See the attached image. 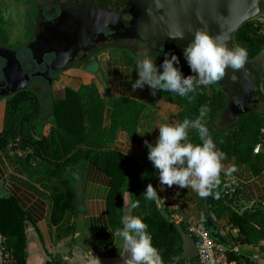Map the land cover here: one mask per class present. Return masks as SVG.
<instances>
[{"label": "trees", "instance_id": "1", "mask_svg": "<svg viewBox=\"0 0 264 264\" xmlns=\"http://www.w3.org/2000/svg\"><path fill=\"white\" fill-rule=\"evenodd\" d=\"M236 46L245 47L248 53L246 60L255 62L264 50V21L253 19L242 25L236 34ZM182 48L176 46L165 53H175L179 57V67L188 75L190 69ZM219 84L217 81L208 86L212 89L213 85ZM158 93L177 107V122L184 118L194 119L204 106L207 109L204 123L219 149L225 153V158L234 157L247 162L255 175L262 171L264 109H250L236 123H229L222 117L228 104V96L223 89L208 91L207 86H201L190 94L191 101L167 91L158 90ZM7 108V122L0 133V150L7 152L10 147L13 152L21 151L18 160L24 172L39 175L37 181L48 191L51 199L49 221L56 227L58 238L63 234L69 236L76 230L74 224H66L68 217L77 218L79 213L74 174L77 167L88 162L110 177L105 206L112 231L122 227L121 218L125 215L123 196L129 194L131 202L139 201V207L131 209V215L143 218L164 264H174L179 259L183 243L177 226L187 229L165 216L156 200L147 201L141 195L152 178L158 177L157 170L152 163L137 161L110 147L120 130L136 138L138 122L145 110L143 103L128 97L108 100L101 94L98 83L91 80L81 84L78 90L66 87L61 95L53 97L52 122L41 119L42 103L37 95L18 94L9 99ZM46 124H50V128L45 134ZM189 138L194 143L200 142L195 130H189ZM259 143H263V147L255 154L254 149ZM35 163L39 165L37 170ZM218 179L219 183L212 189L213 194L207 196L211 214L221 217L230 211V223L248 236L247 223L251 215L247 212L240 215L228 207L230 198L224 187L226 177L221 174ZM26 220L27 213L15 195L0 196L2 249L11 251L16 264L26 263ZM203 221L206 223L205 219ZM261 238H264V233L258 237ZM248 241L252 240H241L243 243ZM236 258L231 254L228 260ZM47 264L58 263L51 260Z\"/></svg>", "mask_w": 264, "mask_h": 264}, {"label": "crops", "instance_id": "2", "mask_svg": "<svg viewBox=\"0 0 264 264\" xmlns=\"http://www.w3.org/2000/svg\"><path fill=\"white\" fill-rule=\"evenodd\" d=\"M259 59L263 64L260 89L264 95V52L260 54ZM99 65L102 72L99 71L97 77L101 76L104 81L108 100L115 97H128L145 105V110L138 122L136 138H132L127 132L120 130L110 147L123 154L130 147L126 156L137 161L151 163L147 157L148 148L145 140L155 142L158 135V126H156L158 123L177 122V107L167 102L158 91L155 96L151 95L147 86L132 91L131 85L137 78L136 61L128 62L115 57L112 60L107 59L100 62ZM67 81L69 87L74 90H78L82 84L80 80ZM263 104L264 102L259 104V109H264ZM49 128L50 124L44 126L45 134ZM149 129L153 130L147 132ZM214 142L218 147V143ZM222 163L223 168L220 175H225V183L231 181L237 183V186L228 193L230 198L228 207L240 215L244 212L251 215V219L247 223L248 236L242 234L239 227L230 223V211L221 217H217L211 212L210 215H207L205 210V202L208 203L207 197L201 198L192 190L179 188L176 185L160 186L159 177H153L151 183L157 187V204L165 216H178L181 220L180 223L185 228L188 224L204 219L207 222V217L210 216L220 238L228 248L227 257L229 258L231 254L237 257L234 260H229L230 262L246 264L243 258H255L259 260V264H264V238L258 239L261 233H264V168L255 175L245 161L231 157L225 158ZM233 166L235 170L228 172L227 170ZM24 170L21 167L20 186L16 182L9 183L3 168L0 167V184L2 188L6 189L8 195H15L19 199L27 213V239L33 237L39 247V250L36 249L33 253L32 264H47L51 260L58 264H86L95 257H122L121 253L125 252L123 242L112 231L106 215L105 199L110 185V177L107 174L88 162L75 169L74 180L79 171L84 173V205L81 210L83 215L80 217L74 237H62L57 242L58 231L49 221L51 199L48 191L38 183L39 175L30 181ZM170 188H176L179 192L175 205L170 204L167 199ZM125 198L130 204L129 194H126ZM123 207L125 215H131V209L128 204H124V201ZM246 239L252 241L241 242ZM2 242L3 237L0 234V246H2ZM26 259H28L27 254Z\"/></svg>", "mask_w": 264, "mask_h": 264}, {"label": "clouds", "instance_id": "3", "mask_svg": "<svg viewBox=\"0 0 264 264\" xmlns=\"http://www.w3.org/2000/svg\"><path fill=\"white\" fill-rule=\"evenodd\" d=\"M170 38L184 40L185 33L181 31ZM182 51L190 69L188 75L179 67V57L175 53H165L158 66L155 63L156 57L142 51L136 62L137 78L131 85L132 91L147 86L153 96L158 90L167 91L191 101L190 94H194L201 86L221 80L226 70L242 67L248 55L245 47L229 45L204 27L193 31L192 38ZM206 112L207 109L201 106L194 119L158 123L155 142L145 140L147 157L158 172L160 186L176 185L187 188L201 198L213 194L212 189L219 183L218 177L223 168L225 153L217 147L204 123ZM189 130L196 131L199 143H194L189 138ZM234 170L233 166L227 171ZM141 195L147 201L156 200L157 187L148 183ZM216 195L218 197V193ZM123 198L124 204H128L130 209L139 207L138 200L129 204L124 196ZM121 225L115 235L121 238L125 248V252L121 253L123 264H164L161 252L153 244L151 234L147 231L148 226L142 217L126 214L121 218Z\"/></svg>", "mask_w": 264, "mask_h": 264}, {"label": "flooded vegetation", "instance_id": "4", "mask_svg": "<svg viewBox=\"0 0 264 264\" xmlns=\"http://www.w3.org/2000/svg\"><path fill=\"white\" fill-rule=\"evenodd\" d=\"M118 2L0 0V89L8 86L7 77L21 78L24 85L0 98L31 94L45 99L58 78H71L75 72L99 73L102 58L115 56L133 62L130 54L136 58L142 51L162 55L178 45V40L147 42L122 37L120 23L131 16L121 12ZM1 51L11 52L13 60ZM221 80L230 88L228 99L233 98L236 84L226 75Z\"/></svg>", "mask_w": 264, "mask_h": 264}, {"label": "water", "instance_id": "5", "mask_svg": "<svg viewBox=\"0 0 264 264\" xmlns=\"http://www.w3.org/2000/svg\"><path fill=\"white\" fill-rule=\"evenodd\" d=\"M121 12L128 13L131 20L120 23V35L129 39L142 41H173L170 36L178 32L185 33L184 40L178 45L184 47L192 38L197 28H207L213 35H218L229 45L236 46V34L245 23L258 18L264 13V0H119ZM5 57L12 59V53L1 51ZM263 64L260 59L247 61L236 70H226L225 75L236 84L237 92L229 97L227 107L222 112L226 122L236 123L248 110L257 109L264 102L260 89ZM8 86L0 89V96H7L24 88L21 78L7 77ZM229 96V95H228ZM84 173L79 171L75 177V194L79 216L82 217L84 205ZM0 196L8 195L1 187ZM206 213H210L205 202ZM211 236L225 245L220 238L216 225L210 216L206 222ZM183 243V252L174 264H201L194 238L182 227L177 226ZM38 244L33 237L26 243V264H32V257ZM41 249V247H40ZM246 264H259L255 258H243ZM43 261V260H42ZM40 263H42L40 261ZM86 264H123V257H95Z\"/></svg>", "mask_w": 264, "mask_h": 264}, {"label": "rangeland", "instance_id": "6", "mask_svg": "<svg viewBox=\"0 0 264 264\" xmlns=\"http://www.w3.org/2000/svg\"><path fill=\"white\" fill-rule=\"evenodd\" d=\"M258 20H263L264 21V13H262L258 18H256ZM264 52V50H263ZM262 52V53H263ZM120 53V52H117ZM261 53V54H262ZM105 56L108 57V53L106 52ZM117 56V55H116ZM260 56V55H259ZM259 56L257 59H259ZM131 59L134 58V60L137 62V59L135 56H133L132 54H130ZM152 57H156L155 59V63L158 65V63L161 61V55H153ZM113 58H115V56H113L112 58H110V60H112ZM103 61L106 60V58H102ZM102 61V62H103ZM101 71V69H100ZM102 72V71H101ZM79 74V75H78ZM100 76V75H98ZM102 77H97V74H89V73H85V72H75L73 76H71V78H58L56 80V82H54V88L52 90V93L50 96H48L47 98L43 99L41 96L37 95L39 100L42 103V120L45 119V121H53V117H52V99L55 96H59L62 94V92L64 91V89L66 87H69L70 85L67 83V80L70 81H74V80H80V82L86 83L89 82L91 80H94L98 83L100 89H101V94L104 96H107V92L105 90V84L104 81H102L101 79ZM220 84L219 86L213 85V88L211 89L210 86H207V90L211 91V90H219V89H223L226 93H230V88H228V86L222 81L219 80ZM79 83V82H78ZM219 87V88H218ZM8 98H0V133L4 130L5 128V124L7 122V113H8ZM44 118V119H43ZM48 125V124H47ZM7 152H3L0 150V167L3 168V171L5 172V176L7 177L6 179L9 181V183L11 182H16L17 184H19L21 186V161L18 160V157H21V151L16 150L15 152L11 151L10 147H8ZM38 164H34V168H38ZM26 176L28 177V179L30 181H33L36 176L35 172H26ZM126 195V194H125ZM51 209V206H50ZM78 223H80V216L78 214L77 218L76 216H71L68 217V221H67V225L70 224H74V226L76 227L78 225ZM66 227V226H65ZM62 237H74V233L69 234V236H64V234L62 235ZM62 237L58 238L57 237V242L59 241V239H62ZM2 245V243H1ZM2 251V253H1ZM0 264H15L14 258L11 254L10 250H3L2 246H0Z\"/></svg>", "mask_w": 264, "mask_h": 264}, {"label": "built area", "instance_id": "7", "mask_svg": "<svg viewBox=\"0 0 264 264\" xmlns=\"http://www.w3.org/2000/svg\"><path fill=\"white\" fill-rule=\"evenodd\" d=\"M262 132L264 134V130ZM262 144L263 143H259L256 145L254 149L255 153L261 151L263 147ZM236 186L237 183L234 181L225 183L224 187L226 188V193H230ZM178 195L179 192L176 188H170L167 194L168 202L175 205L178 201ZM158 207L161 209L159 205ZM170 217L175 223L180 224L181 220L178 216L174 215ZM186 229L188 234H190L196 242L198 257L201 264H235L234 262H230L228 260L227 246L216 241L211 236L210 230L204 221L188 224Z\"/></svg>", "mask_w": 264, "mask_h": 264}]
</instances>
